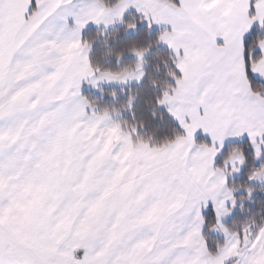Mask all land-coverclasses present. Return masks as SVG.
I'll return each mask as SVG.
<instances>
[{
    "label": "snow or ice",
    "instance_id": "obj_1",
    "mask_svg": "<svg viewBox=\"0 0 264 264\" xmlns=\"http://www.w3.org/2000/svg\"><path fill=\"white\" fill-rule=\"evenodd\" d=\"M0 264H264V0H0Z\"/></svg>",
    "mask_w": 264,
    "mask_h": 264
}]
</instances>
